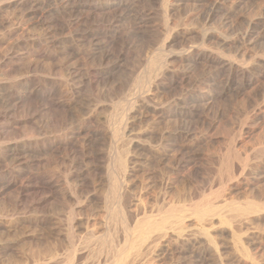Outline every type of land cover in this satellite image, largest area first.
I'll use <instances>...</instances> for the list:
<instances>
[{
  "label": "rangeland",
  "instance_id": "1",
  "mask_svg": "<svg viewBox=\"0 0 264 264\" xmlns=\"http://www.w3.org/2000/svg\"><path fill=\"white\" fill-rule=\"evenodd\" d=\"M150 1L96 0L98 9L91 14V20L83 21L82 16H88L86 11L69 15L66 5L54 6L52 0H0V264L122 263L113 260L107 249L98 260L97 257L90 260V247L94 243L81 244L82 253L78 252L75 262H68L70 248L64 238L73 233L79 244L87 239L98 241L112 237L117 248L125 245L131 248V240L126 242L123 231L110 218L108 209L113 206L110 185L99 169L109 163L110 158H117L121 145L109 137L97 136L96 131H105L108 120L117 112L120 114L126 109L127 116H131L128 102L141 105L142 95L134 90L137 87L135 78L148 72L149 62L161 52L170 70L168 74L160 73L158 84L167 83L175 72L183 74V79L186 77L185 81L178 82H182V86L189 84L186 86L190 89L187 91L186 86L174 88L171 94L157 99L160 104L154 101L156 105L172 107L195 95L200 96L202 91L208 98L200 103L205 107L200 105L196 118L181 119L182 122L169 118L159 123L158 114L152 109L142 110L141 118L144 119L135 127L136 131L152 129L157 138L163 130L167 134L183 130L185 139L168 147V156L160 163L150 160L151 151L147 145L137 147L134 144L128 155L129 164L127 162L132 169L127 176L132 200L137 204L140 200L143 204L139 203L140 211L145 210L152 220L164 215L160 213L162 209L183 204V195L200 203L223 187V196L215 200L220 206L264 201V67L261 66L264 65V39L251 48L245 47L243 54L237 50L240 33L247 29L249 21L264 17V0H243V7L241 4L230 7L231 3L220 0H167L171 2H168V9L161 1L154 4ZM215 1L224 11L209 18L210 7ZM162 7L168 10L166 18L159 14ZM78 16L81 17L77 19ZM220 29H223L222 34ZM87 30H93L92 35L82 38ZM224 30L227 32L223 34ZM225 39L229 42L224 45ZM77 45L80 48H76ZM211 50H219L236 67L247 68L244 88L239 87L238 81H227L225 73L213 66L184 60L186 56ZM129 78L132 80L128 82ZM128 86L132 87L129 91ZM153 141L155 145L151 143L152 146L159 148L158 140ZM180 145H184L182 152ZM14 147L20 156L9 161L3 154ZM231 148L241 158H247L248 165L243 166L235 160L234 178L228 180L221 168ZM31 150L35 153H29ZM146 157L149 161L143 166L141 161ZM181 158L188 162L177 169V161ZM154 176L157 177L151 178ZM163 179L167 181L164 199L159 195ZM256 215L250 218L246 229L235 224V234L227 228L219 229L216 222L213 242L202 241L183 251L164 247L163 251L147 256L139 264H264V210ZM210 219L206 217L202 223L208 224ZM137 221L133 220L130 225ZM194 221L197 220L186 217L188 229L200 223ZM131 234L134 237L138 232ZM237 245L247 254H242Z\"/></svg>",
  "mask_w": 264,
  "mask_h": 264
},
{
  "label": "bare ground",
  "instance_id": "2",
  "mask_svg": "<svg viewBox=\"0 0 264 264\" xmlns=\"http://www.w3.org/2000/svg\"><path fill=\"white\" fill-rule=\"evenodd\" d=\"M24 1V0H23ZM161 1L163 7L167 8L168 6V2L167 0H151L150 2H152L153 4L156 2ZM223 1L225 3H231L230 7H234L241 4L242 6V2L243 0H237V2L232 1V0H220ZM41 2V1H40ZM100 2V1H99ZM109 2V1H108ZM111 2V1H110ZM121 3H123V1H120ZM245 2V1H244ZM11 3V2H10ZM28 3V2H27ZM126 3V2H125ZM134 3V1H133ZM132 3V4H133ZM151 3V4H152ZM171 3V2H170ZM52 4L55 5H66L68 8V14L69 15H79L80 10L86 11L88 13V16L86 15V17L82 16V20L83 21H88L91 16L93 15L92 13H94V11H96L98 9L97 7V3L96 0H52ZM224 4V3H223ZM245 4V3H244ZM107 5V4H106ZM119 5V4H118ZM210 5V4H209ZM39 7V6H38ZM36 7V8H38ZM58 7V6H56ZM162 7V8H163ZM229 7V5H228ZM243 7V6H242ZM263 7V6H262ZM42 8V7H41ZM163 8L161 10V17L167 14L168 12V8L165 9ZM32 9V7H31ZM40 9V8H39ZM49 9V8H48ZM62 9V8H61ZM60 9V10H61ZM102 9V8H101ZM133 9V8H132ZM264 9V7H263ZM38 10V9H37ZM43 10V9H42ZM57 10V9H56ZM63 10V9H62ZM119 8L116 10L118 11ZM229 10V9H228ZM32 11V10H31ZM41 11V10H40ZM45 11V10H43ZM49 11V10H48ZM157 11V10H156ZM155 11V13H157ZM224 11V7L222 5L219 4L218 1H215L214 3H212L211 7H210V14H209V18H215L217 17L220 13H222ZM82 12V11H81ZM209 12V11H208ZM263 12V11H262ZM37 13V12H36ZM46 13V12H45ZM113 13V12H112ZM119 13V12H118ZM116 12V14H118ZM154 13V15H155ZM40 14V12H39ZM62 14V13H61ZM92 14V15H91ZM101 18H103V13H101ZM42 15V14H41ZM48 15V14H47ZM55 15V14H54ZM60 15V14H59ZM63 15V14H62ZM95 15V14H94ZM106 15V14H105ZM108 15V14H107ZM114 15V14H113ZM158 15V14H157ZM156 15V16H157ZM224 15V13H223ZM226 15V14H225ZM34 16V15H33ZM78 16L77 19H79ZM96 16V15H95ZM264 16V15H263ZM48 17V16H47ZM46 17V19H47ZM54 17V16H53ZM69 17V16H68ZM84 17V18H83ZM114 17V16H113ZM119 17V16H118ZM222 17V16H221ZM225 16H223L224 18ZM227 17V15H226ZM239 17V16H238ZM36 18V17H35ZM76 18V17H75ZM143 18V17H142ZM145 18V17H144ZM166 18V17H165ZM52 19V16H51ZM99 19V20H100ZM112 20V18H110ZM128 19V18H127ZM133 19V18H132ZM147 18H145L146 21ZM234 19V18H232ZM254 19V18H253ZM39 20V19H38ZM37 20V21H38ZM49 20V17L48 19ZM70 20L72 21V19L70 18ZM91 20V19H90ZM94 20V18H93ZM102 20V19H101ZM115 20V18L113 19ZM142 19H140L141 21ZM164 20V19H162ZM239 21V19H237ZM236 20V21H237ZM34 21V20H32ZM53 21V20H52ZM59 21V19H58ZM78 22V20H76ZM75 21V23H76ZM98 20H96L95 22H97ZM103 21V20H102ZM139 21V22H140ZM148 21V20H147ZM165 21V20H164ZM221 21V20H220ZM231 21V20H230ZM249 21V20H248ZM51 22V21H49ZM48 22V23H49ZM101 22V21H100ZM99 22V23H100ZM142 22V21H141ZM140 22V23H141ZM213 22V20H212ZM227 22V21H226ZM229 22V21H228ZM235 22V20H234ZM36 23V21H35ZM39 23V22H38ZM37 23V24H38ZM72 23V22H71ZM74 23V22H73ZM72 23V24H73ZM82 23V22H80ZM102 23V22H101ZM106 23V22H105ZM110 23V22H109ZM118 23V22H117ZM130 23V22H129ZM168 23V22H167ZM219 23V22H218ZM248 23V22H247ZM46 24V23H45ZM55 24V23H54ZM104 24V23H103ZM149 24V23H148ZM170 24V23H169ZM234 24V23H233ZM232 24V25H233ZM77 25V24H76ZM74 25V26H76ZM81 25V24H80ZM94 25V24H93ZM116 25V24H114ZM135 25V24H134ZM140 25V24H139ZM137 25V26H139ZM230 25V24H229ZM237 25V24H236ZM45 26V25H44ZM136 26V25H135ZM143 26V25H142ZM219 26H221L219 24ZM53 27V26H52ZM100 27V26H99ZM141 27V26H140ZM147 27V26H146ZM169 27V26H168ZM223 27V26H222ZM246 27V26H244ZM91 28V27H90ZM134 28V27H133ZM137 28V27H136ZM139 28V27H138ZM145 28V27H144ZM149 29H151V27H148ZM166 28V27H165ZM224 28V27H223ZM230 28V27H229ZM228 28V29H229ZM247 29L244 30L242 33H240V36L238 38V52L241 54L244 53V48L245 47H252L251 45H253L254 43L258 42L259 40L264 39V17H260L257 20L255 19V22L249 21V25L248 27H246ZM55 29V27L53 28V30ZM82 29V28H81ZM153 29V27H152ZM218 29V28H217ZM225 29V28H224ZM233 29V28H232ZM241 29V28H240ZM245 29V28H244ZM49 30V29H48ZM112 30V29H111ZM131 30V29H129ZM139 30V29H138ZM137 30V31H138ZM158 29H155V32H157ZM172 30V29H170ZM230 30V29H229ZM133 31V30H132ZM131 31V32H132ZM147 31V28H146ZM149 31V30H148ZM147 31V32H148ZM166 31H168V29L166 28ZM221 31V29L219 30ZM223 31V29H222ZM221 31V34H222ZM225 31L227 32V30H224L223 34L225 33ZM235 31V30H234ZM242 31V30H241ZM151 32V30H150ZM162 32V30H161ZM93 30H87L84 32V34L82 35V38H85L87 36L92 35ZM119 33V32H118ZM149 33V32H148ZM152 33V32H151ZM159 33V31H158ZM123 34V33H122ZM127 35V34H126ZM150 35V34H149ZM161 35V34H160ZM159 35V36H160ZM163 35V33H162ZM166 35V34H165ZM226 35V34H225ZM224 35V36H225ZM231 35V34H230ZM97 36V35H96ZM95 36V37H96ZM138 36V35H137ZM145 36V35H144ZM156 36V33H155ZM51 37V36H50ZM116 37V36H115ZM119 37V36H118ZM125 37V36H124ZM123 37V38H124ZM151 37V36H149ZM68 38V36H67ZM113 38V37H112ZM117 38V37H116ZM122 38V37H121ZM161 38V37H160ZM163 38V37H162ZM225 38V37H224ZM228 38V37H227ZM236 38V37H235ZM77 39V38H76ZM146 39V38H145ZM159 39V38H158ZM229 39V38H228ZM71 40V39H70ZM82 40V39H81ZM155 40V39H154ZM161 40V39H160ZM234 40V39H233ZM73 41V40H72ZM94 41V40H93ZM149 41V39L147 40ZM157 41V40H156ZM145 42V41H144ZM150 42V41H149ZM227 42H229L228 40H223L222 43L225 45L227 44ZM261 42V41H260ZM259 42V43H260ZM83 43H80V45ZM87 44V43H86ZM104 44V43H103ZM74 45V44H73ZM79 45V44H78ZM76 46V48H78L79 46ZM257 45V44H255ZM85 46V45H84ZM96 47V46H95ZM255 47V46H254ZM253 47V48H254ZM75 48V50H76ZM80 48V47H79ZM88 49V48H87ZM78 50V49H77ZM80 50V49H79ZM103 50V48H102ZM165 50V48H164ZM251 50V49H250ZM72 51V49H71ZM92 52V51H91ZM102 52V51H101ZM190 53V52H189ZM193 53H195L193 51ZM188 54V53H187ZM247 54V53H246ZM89 55V54H88ZM93 55V54H92ZM183 55V53H182ZM186 55V54H185ZM74 56V55H73ZM110 57V56H109ZM118 57V56H117ZM165 55L164 53L161 52V54H159V56L157 58H155L154 61L149 62L147 67L148 72H146L145 74H143L142 77H137L136 79V83L134 82V84L137 85L134 86L133 88H135V91H139L142 95V102L140 103L141 105H137L135 103L132 102H128L127 104V109L132 110V115L131 116H127V114L125 113L126 109H124V111H122V113H118L114 114L113 116H111V118L108 120L109 125L107 126L108 128L104 131L103 130H98L96 131L97 136L99 137H109L112 140L118 141L120 146V153L118 154L117 158L114 159H109V163H105L103 166H100V172L101 175H105L107 177V180L109 182L110 185V190H111V194H112V199H113V206L110 207L108 209L110 218L112 219V221L115 222V224L117 225V227L119 226L121 228V230L124 233V237L126 242L128 243L130 240L132 242L131 248L127 247L126 245L121 247V248H117V246L114 245L113 239L112 237L106 238V239H100L98 241H92V240H85L83 243L80 242L79 244L74 240V234L70 233L68 234V236H66L64 238V240L66 242H68L69 244V248H70V254L67 257L66 261L68 262H75L77 259V255L78 252L80 251L82 253V247L81 244H85V245H92L91 243H94L92 245V248L90 247V255H89V259H93L92 261H94L95 257L100 258V256L102 257V254L104 253L105 249H107L108 254L110 255V257L113 260H120L122 263L121 264H139L142 263L144 261V259L149 256V255H155L161 251H163L164 247L167 248H172L174 250H181L183 251L187 246H192L195 247L196 245H199L202 241H206V242H213L214 239V232L216 231V225H214V223L217 222V225L219 227V229L221 228H227L231 230V233H234V226L235 224H238V227L240 229H246V226L249 225V220L252 216H257L256 213L264 210V201H259V202H255V201H248L245 204L241 205V206H235L233 203H227L224 205H218L215 200H217L218 198H221L223 196V192H224V187L221 188V190L215 192L214 194L208 195L206 197H204V199H202V202L198 203L193 202L191 199L192 197L189 199L188 196H184V203L180 204V205H176V206H170L167 209H162L161 210V214L164 213V215H162L159 219L156 220H152V216L148 215L145 210L144 212L140 211V206L142 203L137 204V202H134L132 200V196L130 193V189L128 186V182H127V176L129 175L130 171H132V169L129 168L128 164V155L130 154V151L132 149V147L134 146V144H137V147L139 145H143L148 147L149 152L151 151V155L149 156L150 160L152 159L155 162L160 163V160L165 159V157L168 156V147H174L173 145L176 144V142L178 140L181 139H185L184 135L185 132L180 131L177 133H169L166 130H163V133L159 132L160 134L158 135L159 137L156 138V133L154 131H149L148 130H142L140 129V123L142 122L141 117L143 116L142 110H149L152 109L154 111V113L158 114V117L160 119L159 123H161L163 120L169 119V118H175L177 120H181V119H185V118H193L196 115H198V110L200 109V107L203 105H201L200 103L204 102L207 98L208 95L206 93H204L203 91L200 93V96L196 97H190L187 101H183V102H179L177 103L175 106H169V105H156L154 101H156L157 103H159V101H157V99L161 96V95H165L166 93H170L174 88H181V83L183 81H185V78L183 79V74L179 75L174 73H171V78L170 80H168L167 78L165 80H168L167 83H163L162 84H158V80L157 77L160 76V73L162 72V74H168V69L170 70V68H167V63L165 60ZM167 57V56H166ZM106 58V57H105ZM111 59V58H110ZM182 59V58H181ZM185 62L188 63H197V62H202L205 63L206 66H213L216 69H219L220 71H223L227 77V81L229 80L231 83H234L235 81H238V85L239 87L242 89L245 87L246 85V70L247 69L245 67H236V65L227 57H225V55L223 53H221L219 50L217 52L214 51H210L207 53L206 52H201V54H197L196 56H186L184 57ZM184 62V61H183ZM182 62V63H183ZM102 63V62H100ZM258 63V62H257ZM169 64V63H168ZM200 64V63H199ZM263 64V63H262ZM186 65V64H185ZM192 65V64H191ZM190 65V66H191ZM255 65V64H253ZM258 65V64H256ZM261 65V64H260ZM187 66V65H186ZM195 66V65H194ZM198 66V64H197ZM259 66V65H258ZM264 67V65H261ZM208 68V67H206ZM183 71V69H181ZM190 70V69H189ZM214 70V69H212ZM249 70V69H248ZM254 70V68H253ZM264 70V69H263ZM178 71V70H177ZM188 71V70H187ZM216 71V70H215ZM219 72V71H218ZM259 72V71H258ZM144 73V72H143ZM212 73V72H211ZM142 74V72L140 73V75ZM215 74V73H214ZM223 74V73H222ZM251 74V73H250ZM254 74V73H253ZM256 74V73H255ZM170 75V74H169ZM105 76V75H104ZM165 76V75H164ZM162 76V77H164ZM221 76V75H220ZM72 77V76H71ZM85 77V76H84ZM161 77V76H160ZM159 77V78H160ZM166 77V76H165ZM102 78V77H101ZM251 78V76L249 77ZM161 79V78H160ZM181 80L182 82L179 83L178 80ZM190 79V78H189ZM80 80V79H79ZM82 80V79H81ZM90 80V79H89ZM132 80L131 78L128 79V82ZM248 80V78H247ZM190 81V80H188ZM187 81V83H188ZM160 82V83H161ZM83 84H85L84 82H82ZM185 83V82H184ZM213 83V82H212ZM217 83V81H216ZM230 83V84H231ZM91 81L90 83L87 84V86L90 87ZM96 84V82H95ZM127 84V81H126ZM130 83H128L127 85H129ZM193 84V83H192ZM215 84V83H214ZM75 85V84H74ZM187 85V84H186ZM185 85V86H186ZM189 85V84H188ZM187 85V86H188ZM184 84L182 87H185ZM186 86V87H187ZM192 86V85H191ZM190 86V87H191ZM78 87V86H77ZM92 87H94V83L93 86L91 85V90ZM195 87V86H194ZM214 87V86H213ZM230 87V86H229ZM132 89V87H130ZM129 86L127 91H129ZM189 87L186 88L187 91ZM193 88V86H192ZM191 88V89H192ZM197 88V87H196ZM195 88V89H196ZM238 88V87H237ZM88 91L90 90V88H87ZM137 89V90H136ZM182 89V88H181ZM190 89V88H189ZM206 89V88H205ZM214 89V88H213ZM216 89V88H215ZM239 89V88H238ZM237 89V90H238ZM123 90V88H122ZM124 90H126V88H124ZM177 90V89H175ZM184 90V89H183ZM203 90V89H202ZM133 91V92H135ZM209 91V90H208ZM79 92V91H78ZM83 92V90H82ZM125 92V91H124ZM123 92V93H124ZM177 92V91H176ZM186 92V91H185ZM191 92H193V94L195 93V91H193V89L191 90ZM190 92V93H191ZM120 93V92H119ZM118 93V94H119ZM178 93H182L178 92ZM121 94V93H120ZM138 94V93H137ZM171 94V93H170ZM177 94V93H176ZM186 94V93H185ZM184 94V95H185ZM77 95V94H76ZM87 95V94H86ZM123 95V94H122ZM125 95H127V93H125ZM132 94H130L131 96ZM136 95V94H133ZM175 95V94H174ZM198 95V94H197ZM78 96V95H77ZM81 96V94H80ZM129 96V97H130ZM138 96V95H137ZM124 97V95L122 96ZM127 97V96H126ZM128 97V98H129ZM133 97V96H132ZM163 97V96H162ZM172 97V96H170ZM174 97V96H173ZM184 97V96H183ZM77 98V97H76ZM86 98V97H85ZM88 98V95H87ZM127 98V99H128ZM131 98V97H130ZM125 99V97H124ZM172 99V98H171ZM175 99V98H174ZM173 99V100H174ZM182 99V98H181ZM180 99V100H181ZM186 99V98H185ZM184 99V100H185ZM77 100V99H76ZM83 100V99H81ZM90 100V98H89ZM171 100V102L173 101ZM177 100V99H176ZM87 101V100H86ZM82 102V101H81ZM85 102V101H84ZM171 102H169L171 104ZM176 102V101H175ZM151 103H154L153 105H151ZM168 103V104H169ZM160 104V103H159ZM167 104V103H166ZM215 104V103H214ZM201 105V106H200ZM209 106V105H208ZM205 107V106H202ZM207 107V106H206ZM203 109V108H202ZM207 109V108H206ZM206 111V110H205ZM145 112V111H144ZM151 112V110H150ZM204 112V111H203ZM202 113V112H201ZM200 113V114H201ZM113 114V112L111 113ZM199 114V115H200ZM151 114L149 113V116ZM96 116V115H95ZM148 116V114H147ZM154 116V115H153ZM90 117V116H89ZM110 117V114L109 116ZM152 117V116H151ZM146 118V117H145ZM196 118V117H195ZM148 119V117L146 118ZM157 119V118H156ZM174 119V120H175ZM154 120V119H153ZM176 120V121H177ZM189 120V119H188ZM90 121V120H89ZM150 121V120H149ZM169 121V120H168ZM167 121V122H168ZM184 121V120H183ZM157 122V120H156ZM182 122V120H181ZM147 123H149L147 121ZM146 123V124H147ZM166 123V121H165ZM118 124L117 127H114V125ZM140 124V125H139ZM144 124V126L146 125ZM164 124V123H163ZM140 129V131H136L135 127H137ZM186 126V125H185ZM106 127V126H105ZM149 127V126H148ZM169 127V126H168ZM186 127H183V129H185ZM155 129V128H154ZM153 129V130H154ZM166 131V132H165ZM177 131V129H176ZM187 132V131H186ZM192 132V131H191ZM190 132V133H191ZM158 134V133H157ZM188 134V133H187ZM193 136V135H192ZM186 137V136H185ZM188 137V136H187ZM191 138V137H190ZM154 139H157L158 142L156 145L159 146V148H156L152 146L151 143H154ZM193 139V137H192ZM190 139V140H192ZM197 140V139H196ZM153 141V142H151ZM194 141V140H193ZM192 141V142H193ZM169 142V143H167ZM184 142V141H183ZM189 143V142H188ZM191 143V142H190ZM178 144V143H177ZM193 144V143H192ZM155 145V143H154ZM189 145V144H188ZM187 145V146H188ZM191 145V144H190ZM135 147V146H134ZM184 145H180V150L182 152ZM193 147V146H192ZM134 149V148H133ZM132 149V150H133ZM173 149V148H172ZM232 149V148H231ZM139 150V149H138ZM178 151V152H179ZM4 152V151H3ZM134 152V151H133ZM175 152V151H174ZM177 152V151H176ZM175 152V153H176ZM29 153H35V150H31L29 151ZM191 153V152H190ZM132 154V153H131ZM198 154V153H197ZM5 158L8 157L9 161L10 158H12L13 160L16 159L18 156H20V153L17 151V149L14 147L13 149H7L5 150L4 154ZM21 155H23V152H21ZM143 154H140V156ZM184 155V154H183ZM142 157V156H141ZM196 157V156H195ZM133 158V155H132ZM140 158V157H139ZM147 159H143L144 161H141V164L144 166V164H146L147 161H149L148 157H146ZM175 158V157H174ZM20 159V158H19ZM19 159H17L19 161ZM130 159V158H129ZM136 160V159H135ZM168 160V159H167ZM235 160H239L240 163L243 166L248 165V159L247 158H241L240 154L235 150L232 149L230 152H228V154L226 155V157L223 159L222 162V168L221 171L225 174L226 178L228 180H232V178H234V173H235V169H234V162ZM8 161V159H7ZM132 161V160H131ZM130 161V163H131ZM140 161V160H139ZM173 161V160H172ZM175 161V160H174ZM195 161V160H193ZM15 162V161H13ZM17 162V161H16ZM128 162V164H127ZM165 162V161H164ZM171 162V161H170ZM188 162V161H187ZM185 162V160L183 161L182 158L181 160L177 163L176 165L178 166L177 169H181L184 167V165L187 163ZM196 162V161H195ZM194 162V163H195ZM158 163H155L158 165ZM167 163V162H166ZM175 163V162H174ZM193 163V165H194ZM20 164V162H19ZM22 164V163H21ZM133 164V163H132ZM137 164V163H136ZM165 164V163H164ZM138 165V164H137ZM136 165V166H137ZM140 165V164H139ZM197 165V163H196ZM134 166V165H133ZM151 166V164H150ZM149 166V167H150ZM198 166V165H197ZM196 166V167H197ZM236 166V165H235ZM112 167H115L114 169H112ZM148 167V164H147ZM157 167V166H156ZM194 166V168H196ZM145 168V167H144ZM159 168V167H158ZM193 168V169H194ZM165 169V168H164ZM192 170V167L190 168ZM200 169V168H199ZM158 173H159V169ZM176 170V169H175ZM189 170V171H191ZM134 171V170H133ZM138 171V170H137ZM153 171V170H152ZM156 171V170H155ZM193 172V170H192ZM195 172V171H194ZM197 172V171H196ZM131 174V173H130ZM157 174V173H155ZM171 174V173H170ZM169 174V175H170ZM187 174V173H185ZM195 174V173H194ZM134 175V174H132ZM193 175V174H192ZM196 175V174H195ZM101 176V177H102ZM161 176V174H160ZM158 176V177H160ZM185 176V175H184ZM198 176V175H197ZM196 176V177H197ZM157 177V176H156ZM151 177V178H156ZM186 177V176H185ZM195 177V176H194ZM193 177V178H194ZM103 178V177H102ZM135 178V177H134ZM161 178V177H160ZM159 178V179H160ZM170 178V177H169ZM168 178V181H170ZM225 178V177H223ZM152 179V180H154ZM158 179V178H157ZM186 179V178H185ZM184 179V180H185ZM195 179V178H194ZM224 180V179H223ZM129 181V180H128ZM142 181V180H141ZM150 181V179H149ZM148 181V182H149ZM161 181V180H158ZM167 181H165L164 179L160 182L161 183V189L160 190V197H163V199L167 196V192H166V184L165 183ZM11 184V183H10ZM144 185V184H143ZM171 185V184H170ZM154 186V185H153ZM160 186V185H159ZM166 186V187H165ZM152 187V186H150ZM148 189V187H147ZM150 189V188H149ZM156 189V188H155ZM172 190V189H171ZM142 191V190H141ZM134 192V191H133ZM132 192V193H133ZM169 192V190H168ZM172 192V191H170ZM137 193V192H136ZM135 193V195H136ZM139 194V193H138ZM144 194V193H143ZM171 194V193H169ZM189 194V193H188ZM191 194V193H190ZM142 196V195H141ZM192 196V194L190 195ZM196 196V194L194 195V197ZM130 197V198H129ZM141 198V197H140ZM134 199L135 196H134ZM180 203V202H179ZM143 205V204H142ZM143 210V209H142ZM142 212V213H141ZM139 216H141L142 220H139ZM215 216H218L217 218H215ZM186 217H192L193 219H196L198 222H200L196 227L192 228V229H188V227L185 225V219ZM206 217L211 218L208 224L202 223V220H205ZM137 219L138 221L135 222V224L132 226L130 225L131 222H133V220ZM194 221V222H197ZM237 227V228H238ZM236 228V227H235ZM138 232L137 236L132 237L131 232L134 233ZM218 232V230H217ZM216 234V232H215ZM235 234V233H234ZM209 244V243H208ZM236 245V244H234ZM89 248V246H86ZM109 247V248H108ZM236 247V246H235ZM238 247V245H237ZM241 247V246H240ZM240 247H238V249H240L242 252V254H247L245 249H241ZM243 248V247H242ZM236 251H238L237 248H235ZM69 250V249H68ZM89 250V249H88ZM84 252V250H83ZM239 252V251H238ZM240 253V252H239ZM85 254V253H84ZM83 254V255H84ZM100 255V256H99Z\"/></svg>",
  "mask_w": 264,
  "mask_h": 264
}]
</instances>
